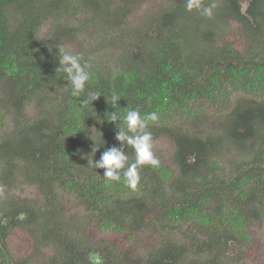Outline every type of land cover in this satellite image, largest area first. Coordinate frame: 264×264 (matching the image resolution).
Segmentation results:
<instances>
[{
  "label": "trees",
  "instance_id": "1",
  "mask_svg": "<svg viewBox=\"0 0 264 264\" xmlns=\"http://www.w3.org/2000/svg\"><path fill=\"white\" fill-rule=\"evenodd\" d=\"M140 2L0 0V264H249L264 221V0H171L133 22ZM76 45L91 73L79 96L58 55ZM129 109L157 112L154 142L175 146L174 168L143 166L135 190L88 163L119 147L106 113Z\"/></svg>",
  "mask_w": 264,
  "mask_h": 264
},
{
  "label": "clouds",
  "instance_id": "2",
  "mask_svg": "<svg viewBox=\"0 0 264 264\" xmlns=\"http://www.w3.org/2000/svg\"><path fill=\"white\" fill-rule=\"evenodd\" d=\"M187 10L201 8L200 0H187ZM206 15H211V10L204 9ZM60 70L65 74L67 87H70L73 94L79 96L84 93L87 83L90 80V65L82 62V55L66 49L64 46L58 47ZM101 94L88 93V98L81 101L82 105L97 100ZM114 104L119 102L116 95L112 96ZM106 120L117 124L115 139L119 142V147L112 146L101 153L100 159L93 162L89 161L95 169H103V177L109 181L119 182L121 180V171L127 186L135 190L140 184V169L143 166L153 168L160 166L159 159L154 154V138L149 126L158 121L157 112H150L141 115L138 110L129 109L122 116L117 111L106 113ZM131 146L135 153L133 162H129V156L125 148ZM99 147L94 144L92 153H96Z\"/></svg>",
  "mask_w": 264,
  "mask_h": 264
},
{
  "label": "rangeland",
  "instance_id": "3",
  "mask_svg": "<svg viewBox=\"0 0 264 264\" xmlns=\"http://www.w3.org/2000/svg\"><path fill=\"white\" fill-rule=\"evenodd\" d=\"M170 3H171V0H141L139 4L140 6L137 8V11L135 12V15L131 18V20L133 22H139L144 17L145 12L159 11L164 7L166 8L168 4ZM242 10L243 11L245 10V5L243 6ZM74 48L75 49H73L72 51L77 52L78 45H76V47ZM31 112H33V110H31ZM213 112H214L213 110H210L209 114L214 115V114H211ZM174 152H175V146L170 140L164 138V139L154 142L155 156L159 159L161 163L165 165H169L172 168H174L172 165V159H173ZM16 194L21 197L40 198L38 191L33 189V187H26L22 191L19 190L18 192H16ZM249 235L253 239V242L248 247V250L252 254V258L249 264H264V221L249 228ZM108 239L114 240L115 237L111 236V237H108ZM10 246H11L13 253H16L17 255L21 247L19 245V239L13 238L12 240H10ZM129 249L131 253H134L133 249L130 246H129Z\"/></svg>",
  "mask_w": 264,
  "mask_h": 264
}]
</instances>
